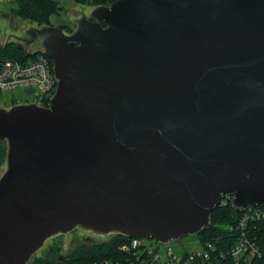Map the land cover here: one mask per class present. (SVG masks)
<instances>
[{
    "label": "water",
    "instance_id": "1",
    "mask_svg": "<svg viewBox=\"0 0 264 264\" xmlns=\"http://www.w3.org/2000/svg\"><path fill=\"white\" fill-rule=\"evenodd\" d=\"M90 16L70 36L27 32L58 83L49 107L0 109V264L77 227L170 242L208 229L226 194L236 212L264 199V0H117Z\"/></svg>",
    "mask_w": 264,
    "mask_h": 264
},
{
    "label": "built area",
    "instance_id": "2",
    "mask_svg": "<svg viewBox=\"0 0 264 264\" xmlns=\"http://www.w3.org/2000/svg\"><path fill=\"white\" fill-rule=\"evenodd\" d=\"M8 38L7 41H9ZM5 43L1 44L4 45ZM22 60H6L0 65V95L20 89L25 93L32 89V101L40 107H49L56 90L58 80L54 75V66L49 58L36 50H23ZM26 103V102H25ZM233 194L224 195L219 205L229 201L233 205ZM226 234L206 240L196 237L192 243L195 248L182 250L180 239L160 242L144 237H128L121 234H97L101 241L97 245L107 244L109 236L121 235L123 240L115 250L103 258L94 259L89 264H255L264 262V199L256 207L237 212L228 225ZM96 234V233H95ZM108 238V239H107ZM146 240L149 243H143ZM185 258V259H184ZM87 264V263H80Z\"/></svg>",
    "mask_w": 264,
    "mask_h": 264
},
{
    "label": "trees",
    "instance_id": "3",
    "mask_svg": "<svg viewBox=\"0 0 264 264\" xmlns=\"http://www.w3.org/2000/svg\"><path fill=\"white\" fill-rule=\"evenodd\" d=\"M13 12L20 20L30 22L38 27L51 26L49 14L58 12L57 2L55 0H13ZM117 0H76L77 3L88 7H109ZM56 8V12L53 10ZM25 56L23 50L18 49L14 45H0V65L6 60H22ZM51 64L53 61L49 58ZM7 148L6 143L0 142V165L6 159ZM237 216L231 201L225 206L218 205L210 216V227L199 233L196 237L201 239H210L227 232V227L232 223L233 218ZM124 237L115 235L107 244L80 246L75 251L66 256L60 264H80L91 262L94 259L103 258L110 252H113ZM57 248L52 247L53 253H47L46 257L36 259L31 264H55L52 260L56 258ZM255 264H264L257 262Z\"/></svg>",
    "mask_w": 264,
    "mask_h": 264
},
{
    "label": "rangeland",
    "instance_id": "4",
    "mask_svg": "<svg viewBox=\"0 0 264 264\" xmlns=\"http://www.w3.org/2000/svg\"><path fill=\"white\" fill-rule=\"evenodd\" d=\"M57 4L53 12L49 14L50 25L55 28H60L66 35H71L77 29V21L83 16L88 17L91 11L96 7H88L81 5L76 0H55ZM15 4L13 0H0V29L3 30L6 26H12L14 28L15 22H17L18 28L21 33H26L33 28H38L37 25L27 21L20 20L13 12ZM26 36V35H25ZM39 47V41L35 45ZM40 48V47H39ZM39 48H37L39 50ZM27 101H32V97L28 96L23 90L17 89L9 93L0 95V109H10L13 105L22 104ZM7 148V145H6ZM6 171V159L0 165V178ZM113 236H109L111 238ZM103 237L91 232L84 231L82 229L77 232H69L67 234H59L53 238L47 240L43 247H41L28 261L27 264H31L34 260L46 257L48 250L52 247L59 249L60 255L63 257L68 256L75 251L80 245L91 246L99 241ZM107 238V239H108ZM195 239L194 236H185L180 238L182 250L188 251L195 248V244L192 243ZM143 243H149L146 240H142Z\"/></svg>",
    "mask_w": 264,
    "mask_h": 264
},
{
    "label": "flooded vegetation",
    "instance_id": "5",
    "mask_svg": "<svg viewBox=\"0 0 264 264\" xmlns=\"http://www.w3.org/2000/svg\"><path fill=\"white\" fill-rule=\"evenodd\" d=\"M91 13H92V11H91ZM90 13V14H91ZM91 16L89 15L88 17H85V16H83L82 18H90ZM82 18H80L78 21H77V28H78V26H79V22H80V20L82 19ZM102 24V26L103 27H105V25L103 24V23H101ZM62 30V29H61ZM77 30V29H76ZM63 31V30H62ZM27 32H29V31H27ZM24 33V38L27 40V42H24V43H22V46L24 47V49L25 50H27V51H31V50H36V51H41V50H43V44H42V38H37L36 40H32V38H31V36L30 35H28V33ZM64 33V32H63ZM65 34V33H64ZM73 34V33H72ZM71 34V35H72ZM66 35V34H65ZM67 36H70V35H67ZM39 41V47H36L35 45H36V43ZM7 42H13V39L12 38H10V40L9 41H7ZM7 42H5V43H7ZM29 42V43H28ZM37 48H39V50L37 49ZM22 104H29L28 102H26V103H22ZM16 105V104H15ZM17 105H20V104H17ZM14 106V105H13ZM79 229H82V230H84V231H88V230H85V229H83V228H80V227H77V228H75L74 230H72L71 232H77V230H79ZM53 238V237H52ZM51 239V238H50ZM49 240V239H48ZM47 241V240H46ZM45 241V242H46ZM44 242V243H45ZM44 245V244H43ZM80 246H83V245H80ZM43 247V246H42ZM48 253L50 254V253H53L52 252V248H50L49 250H48ZM47 255V254H46ZM56 259L55 260H52V263H55V264H60L61 262H62V260L65 258V257H63L62 255H60V251H59V249H57V251H56V257H55Z\"/></svg>",
    "mask_w": 264,
    "mask_h": 264
},
{
    "label": "crops",
    "instance_id": "6",
    "mask_svg": "<svg viewBox=\"0 0 264 264\" xmlns=\"http://www.w3.org/2000/svg\"><path fill=\"white\" fill-rule=\"evenodd\" d=\"M18 23L15 22L14 28L6 26L3 30L0 29V45L7 42L9 37L24 38V33H21L18 28ZM27 32V31H26ZM25 39V38H24Z\"/></svg>",
    "mask_w": 264,
    "mask_h": 264
}]
</instances>
